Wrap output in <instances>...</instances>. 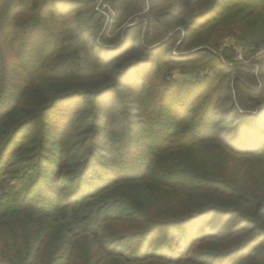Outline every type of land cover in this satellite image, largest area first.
<instances>
[{
	"label": "trees",
	"instance_id": "16d2710c",
	"mask_svg": "<svg viewBox=\"0 0 264 264\" xmlns=\"http://www.w3.org/2000/svg\"><path fill=\"white\" fill-rule=\"evenodd\" d=\"M100 1L0 0V264H264V0Z\"/></svg>",
	"mask_w": 264,
	"mask_h": 264
},
{
	"label": "rangeland",
	"instance_id": "374dc122",
	"mask_svg": "<svg viewBox=\"0 0 264 264\" xmlns=\"http://www.w3.org/2000/svg\"><path fill=\"white\" fill-rule=\"evenodd\" d=\"M152 0H145L144 4H145V11L147 10L148 5L150 4ZM103 4V5H101ZM100 7L99 12L105 17L106 21H109L110 18V14L112 13V9L110 7H108L106 4H104L103 0H101L97 6V8ZM86 18V17H85ZM87 19V18H86ZM88 21V19H87ZM167 23V21L164 19V26L158 24L157 22H152L151 24V29L149 31L148 34V41L149 42H155V41H159L160 39H162L163 37H166V32L167 30L165 29V24ZM180 37L176 38V42L175 44L178 43ZM176 46V45H175ZM243 46V42H241L239 40V38L237 36H225L223 39H221L217 45L216 48H212V51L216 54L221 53L222 50L228 48V49H233L235 50L234 53L231 54V57L228 59L229 62H238L240 61L241 58V51H242V47ZM222 58V57H221ZM227 60V59H226ZM251 62L256 69H258V67H264V46H261L259 49H257L253 55L250 56V59L247 63ZM206 74H209L210 76L213 74L212 72H205ZM205 73L200 74V78H202L204 75H206ZM173 75H175L176 79H181L182 75L178 74L177 71H173L172 73ZM189 78V77H187ZM1 194V192H0Z\"/></svg>",
	"mask_w": 264,
	"mask_h": 264
}]
</instances>
